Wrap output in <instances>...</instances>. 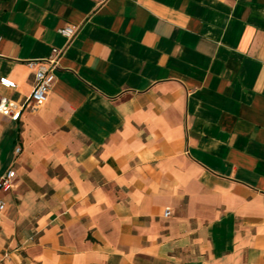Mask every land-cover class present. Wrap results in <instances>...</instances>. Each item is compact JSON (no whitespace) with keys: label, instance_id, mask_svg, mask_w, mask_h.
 Listing matches in <instances>:
<instances>
[{"label":"crops","instance_id":"0c3cea01","mask_svg":"<svg viewBox=\"0 0 264 264\" xmlns=\"http://www.w3.org/2000/svg\"><path fill=\"white\" fill-rule=\"evenodd\" d=\"M51 48L0 114V264H264V0H0L11 110Z\"/></svg>","mask_w":264,"mask_h":264},{"label":"built area","instance_id":"2783aa9c","mask_svg":"<svg viewBox=\"0 0 264 264\" xmlns=\"http://www.w3.org/2000/svg\"><path fill=\"white\" fill-rule=\"evenodd\" d=\"M108 0H99V4H105ZM58 34L63 37L66 43H70L76 34V28L67 25L58 30ZM62 49L51 48L49 55L44 59L30 60L26 62V66L33 75V87L30 95L24 100V103L17 110H11L12 102L6 97H0V114L7 116L12 121H17L24 106L29 105L32 109L41 106L47 100L52 85L55 81V71L59 67V61L63 55ZM2 84L7 87H13V84L2 79ZM20 153V148L15 149V154ZM13 170H8L0 176V194L8 193L12 190L16 176ZM5 201L0 200V211L4 209ZM170 215L168 211H164V219ZM7 254L3 255V258Z\"/></svg>","mask_w":264,"mask_h":264}]
</instances>
